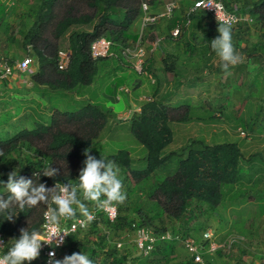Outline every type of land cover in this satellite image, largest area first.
Listing matches in <instances>:
<instances>
[{
	"label": "rangeland",
	"instance_id": "rangeland-1",
	"mask_svg": "<svg viewBox=\"0 0 264 264\" xmlns=\"http://www.w3.org/2000/svg\"><path fill=\"white\" fill-rule=\"evenodd\" d=\"M142 1L146 2L152 11L160 10L170 0ZM253 1L255 0H221L223 5H227L224 7L240 10V19L247 18L242 12ZM173 2L177 6L175 11L180 12V10H185L192 0H173ZM16 4V0H0V55L19 60L26 54V49L20 42L31 27L33 20L31 13L37 8H26L24 12L18 13ZM58 9L57 18L61 16L62 12L61 8ZM72 9L75 14L78 12L92 13V9L83 2L73 5ZM109 13L116 20H120L123 15L122 9L117 6L110 7ZM246 20L249 21L248 18ZM53 21V19H49L41 25L38 39L28 43L30 44L28 45L30 54H32L33 46L38 49L42 48L41 39H45L51 44L55 43L51 35ZM137 21L129 30L131 36L139 33ZM166 21L165 18H162L153 26L147 27V31L155 32L159 41L156 46H148L147 41H143L141 46L144 49V56L145 52L148 53L151 49H155L159 54L164 52L163 50L186 47L178 39L176 44H172V40L164 28ZM243 31H247L246 38L249 42L247 47L249 44L255 43L258 45L257 51H264V37L256 36L260 31L252 21H249L247 29ZM62 38L64 39V37ZM131 40L128 38L126 43ZM185 40H189V38ZM182 41L184 40L182 39ZM57 46L58 49H65V40L59 39ZM44 52L47 53L45 49ZM245 59L244 56L243 60ZM256 61H258L256 67L250 65L253 64L251 61L244 67L240 65L232 68L230 73L220 72L221 70L216 72L205 70L204 73L195 74L162 71L159 83L163 84L164 82L165 85L152 90V85L150 86L149 82L152 80L155 82L153 74L156 76L159 72L160 62L159 58L154 59L149 72L144 70L145 73H137L131 67L130 73L125 74L121 78V82L115 85V89L120 87L117 90L119 103L109 97L113 83H117L116 75L119 74L116 72L117 68L113 57L96 61V72L89 84H76L69 89L55 87L53 79L58 77L53 73H48L43 78L54 87L49 86L47 91L45 90L39 95H32L35 101L33 99L24 116L12 121L10 113L16 114L20 108L13 105V111H10L8 108L10 104L4 105V109L0 108V140L6 139L19 130L32 129L35 123L48 124L54 111L73 112L89 101L107 106L111 110L107 122L97 138L90 144L92 153L98 154V159L103 157L108 160V156L116 150L125 149L129 155L130 167L141 169L145 166V151L129 130L128 119L131 113L137 112L139 105L149 98H154L170 106L188 104V119L186 121L168 122L172 139L161 150V155L169 152L179 153L182 147L195 139L203 140L206 144L236 142L240 146L242 155L237 171V181L220 186L221 199L216 206L208 208L201 204L197 208H193L195 217L184 226H186L190 238L196 240H200V233L205 228L213 231L218 242H222L231 235L236 238L237 234L244 237L242 241L238 239L240 242L237 241L233 247L221 250V254L209 255L213 264H264V52L258 55ZM113 78L114 80H112ZM210 78H213V81ZM135 80L140 82L139 86H133ZM204 80L207 82L204 83ZM106 86L109 88L108 91L105 90ZM60 128L68 131L74 129L70 124L64 122H61ZM35 145L39 148L44 146L41 142H35ZM24 154L25 152L13 153L3 159L0 158V175L9 174L12 171L18 172L22 164H25ZM29 158L32 159L33 156L30 155ZM85 159L86 157L77 163L73 158L55 159L51 166L58 167L62 173L69 170L80 173L84 167ZM178 159L179 156L172 155L146 179L139 180V182L125 176L123 169L118 166L124 191L127 193V200L121 204L120 209L129 219L133 221L139 219L137 210L140 211V215L152 214L150 212L154 209L152 203L159 199V196L157 194L150 196V191L153 190L155 182L173 173ZM45 170L46 168L40 172L44 173ZM54 185L51 183L46 187L52 188ZM78 195L81 197L82 193H78ZM155 226L163 227L167 231L178 232L179 222L167 220L161 216L160 221L153 220L151 225H145V228L150 230ZM101 229L102 227H99V230ZM109 240L115 243L120 254L125 255L126 264L136 262L135 257L139 254V250L135 248L134 243L135 229L126 228L118 231L110 236ZM175 246V260L176 262L181 261L188 254L179 241ZM37 261L39 260L37 259Z\"/></svg>",
	"mask_w": 264,
	"mask_h": 264
},
{
	"label": "trees",
	"instance_id": "trees-1",
	"mask_svg": "<svg viewBox=\"0 0 264 264\" xmlns=\"http://www.w3.org/2000/svg\"><path fill=\"white\" fill-rule=\"evenodd\" d=\"M78 2H83L91 8L92 13L78 12L75 14L72 8ZM141 2L142 0H43L37 10L31 13L34 18L33 24L24 34L22 46L26 49L30 45L28 43L37 40L41 25L49 19L54 20L51 35L55 43L51 44L45 39H41V49L33 46L38 70L31 75V79L37 84L46 83L54 87L48 80L43 78L45 74L53 73L58 77L53 79L55 87L69 89L76 84H89L96 72V61L110 57L109 55L91 58L89 54L90 43L103 37L110 41V51L115 48L120 51L125 46H130L135 42L139 33L131 36L129 30L140 18ZM224 5L227 6L226 4ZM112 6L122 9L123 15L120 20H116L109 13V9ZM56 8L57 10L55 11ZM58 8L62 9L59 18H57ZM185 10L176 12L174 9L170 17H162L167 20L164 28L169 38H176L178 35L181 37L186 27L190 26L191 28V25H195V22L202 20L209 21H205L204 26L200 28L202 33L198 40L200 39L203 43L219 35L218 31L216 32L213 29L218 24L214 22L207 12L197 10L186 16ZM236 13L241 14L240 10H236ZM242 13L258 28L261 37H264V0L253 1ZM186 21L188 22L186 23ZM249 21L243 20L237 26L232 27L234 45L238 38L239 29L246 30ZM176 24L180 26L179 32L177 36L172 37L169 31ZM198 27H200L199 24ZM235 29L236 31H234ZM156 37L154 31H147L146 28L143 30L140 39L141 42L147 41L150 44ZM128 38L132 40L126 43ZM59 39L65 40V49L70 53L67 65L63 70L56 68V52ZM180 41L185 44L186 47L184 48L190 49L193 47L190 40L181 38ZM244 42L246 44L245 48L250 51L258 48L255 43L249 44V47H247L249 42L246 39ZM44 49L47 53L44 52ZM29 52V49L28 51L26 50V54L30 55ZM7 59L10 62L13 61V59ZM254 59L257 60L258 56ZM142 67L146 70L144 64ZM188 108V104L184 103L170 106L154 98L144 100L139 105L138 111L131 113L128 125L136 142L144 148L145 166L141 169L131 168L129 155L125 149H118L108 156L109 161H114L117 166L123 169L125 176L137 182L146 179L172 155L179 156L173 173L155 182L153 190L150 191V196L155 194L159 196V199L154 200L152 203V205L154 204V209L150 211L152 214L140 215V211L137 210L139 219L133 221L122 212L120 204L115 205L116 217L110 222L101 212H96V218L88 223L85 229H78L67 235L61 249V253L64 256L71 255L73 252H80L87 254L94 264H126L125 255L118 252L115 243L109 240L110 236L126 228L136 229L145 227V225L149 226L153 220L158 219L160 221L161 216H163L167 220L179 222L178 232L168 230L170 234L190 237L184 224H187L195 217L193 208H197L201 204L212 208L219 203L221 199L220 186L237 181V171L242 155L238 143L220 142L206 144L203 140L195 139L182 147L179 153L169 152L161 155V150L172 139V132L168 122L186 121L188 119ZM109 114H111L110 108L89 101L73 112L54 111L48 124L35 123L32 129L19 130L6 139L0 140V152L3 153L0 158L3 159L13 153L25 152V164H22L17 173L20 176L32 179L34 184L43 183L45 186L51 183L62 185L66 183L77 184L79 173L72 170L66 173L60 172L55 177L46 176L40 171L51 166L55 159L73 158L76 159V163L83 160L86 157L83 154L84 150L90 148V144L97 138L100 130L107 122ZM61 122L70 124L74 129L72 131L62 130L60 128ZM35 142H41L44 146L39 148L35 145ZM90 154L98 159V154L92 153V150ZM30 155L33 156L32 159L29 158ZM7 179V173L0 175V196H3L4 199H7L10 195L3 183L7 182ZM80 198L89 211L96 207L95 203L90 204L91 201H84L82 196ZM47 203H39L34 207L25 206L23 209L15 206L9 210L14 215L11 221L7 220L6 213H0V233L5 239L2 255L6 254L8 249L14 244L15 239L20 237L21 229H27L29 232H40L41 213ZM77 215L81 216L79 211H77ZM99 227H102V229L99 230ZM150 230L154 234L166 231L165 228L157 226L150 228ZM203 231H201L199 239H201ZM237 236L240 241L244 239L239 234ZM236 242L232 243L231 247ZM176 243L177 240L174 239L157 240L146 255L138 254L135 257L136 262L131 264H198L194 263L189 255L176 262ZM201 244L205 248L206 240L201 241ZM221 250L223 249L218 248L212 254H221ZM212 254L201 252L203 264H213L209 256ZM24 264H42V262L37 261L36 258Z\"/></svg>",
	"mask_w": 264,
	"mask_h": 264
},
{
	"label": "clouds",
	"instance_id": "clouds-1",
	"mask_svg": "<svg viewBox=\"0 0 264 264\" xmlns=\"http://www.w3.org/2000/svg\"><path fill=\"white\" fill-rule=\"evenodd\" d=\"M219 35L212 39L211 49L220 60V67L225 73L243 62L242 55L236 50L233 44L232 21L227 17H217ZM90 148L84 150L86 156L84 167L80 170L78 184H56L52 188L46 187L43 183L34 184L32 179L18 175L17 172L8 174L7 182H3L10 193L7 199L0 196V213H6L7 220H13V213L9 211L15 206L23 209L25 206L34 207L39 203H47L49 198L55 207H50L45 216L48 225H58L61 219H73L77 211L90 223L94 216L88 207L82 202L78 193H82L84 201L95 203L97 208L109 210L115 205L124 204L127 200V193L124 191L123 181L120 176V169L114 161L105 158L97 159L90 154ZM0 155H3L0 152ZM46 176L55 177L60 174L58 167L49 166L43 173ZM84 227L87 224L83 225ZM21 235L15 239L14 244L6 254L0 256V264H24L25 261H32L40 255L42 242L57 247L63 244L67 232H60L51 228L47 238L37 231L29 232L21 229ZM63 233V235H61ZM55 238V239H54ZM3 242L0 241V246ZM50 264H94L87 254L73 252L65 255L63 259H55V252L49 253Z\"/></svg>",
	"mask_w": 264,
	"mask_h": 264
},
{
	"label": "built area",
	"instance_id": "built-area-1",
	"mask_svg": "<svg viewBox=\"0 0 264 264\" xmlns=\"http://www.w3.org/2000/svg\"><path fill=\"white\" fill-rule=\"evenodd\" d=\"M176 3L173 1H168L163 5V8L158 13H152L149 11V6L146 2L142 1L140 3V18H139V34L135 42L130 46H125L120 50V54L132 61L131 67L137 73H145L142 67L143 58H144V49L141 46L140 36L144 29L148 26L155 24L162 17H170L174 9H176ZM197 10H203L207 12L211 18L218 24L217 17H227L232 21V27L236 26L240 19V14L236 13V9L232 8L231 10L224 7L221 0H193L191 4L186 8V16L196 12ZM188 21H186L187 23ZM180 26L176 24L170 31L172 37L177 36ZM159 39L155 38L149 46H156ZM111 43L109 40L100 37L92 41L89 45V54L91 58H99L105 56L113 55L110 51ZM28 51V47L26 48ZM70 53L67 49H58L56 52V68L58 70H63L69 60ZM32 58L25 54L20 60H15L10 62L7 58L0 56V81L7 78L13 71H18L20 73L24 72L26 68L31 64ZM153 81V80H152ZM243 135V133H240ZM56 185V184H55ZM54 185V186H55ZM62 186V184H59ZM50 207H55L49 198L48 203L41 213V224H40V234L47 238V234L51 228H55L60 232H67L68 234L74 232L78 229H85L84 224L88 225L86 218L82 215H76L73 219L64 220L61 219L58 225H48L45 220V216L48 213ZM96 212H101L105 217L111 222L116 217V208L115 206L109 210H103L97 208V206L90 210V213L93 214L94 219L96 218ZM93 219V220H94ZM63 235V233H61ZM67 236L64 237V241ZM55 239V238H54ZM177 240L179 241L186 253L190 256L191 260L194 263L203 264V259L201 252L204 251L208 254H212L218 248L225 250L224 248H230L232 243L236 242L240 238L235 236H228L222 242H218L215 239V235L211 229H205L201 234V239L196 241L190 237H180L176 234L172 235L169 231H164L160 234H154L151 230L145 227H138L135 229V246L139 250V254L146 255L153 246V243L157 240ZM206 240V247L202 246L201 241ZM0 241L3 242V245L0 246V256L2 255V250L4 248L5 239L0 233ZM64 243V242H63ZM62 245L57 247L55 243L52 245L42 242L40 255L37 257L42 264H50L49 253L55 252V259H63L64 255L61 253ZM27 262V261H25Z\"/></svg>",
	"mask_w": 264,
	"mask_h": 264
},
{
	"label": "crops",
	"instance_id": "crops-1",
	"mask_svg": "<svg viewBox=\"0 0 264 264\" xmlns=\"http://www.w3.org/2000/svg\"><path fill=\"white\" fill-rule=\"evenodd\" d=\"M42 1L43 0H19L18 2V0H16L17 4L15 7L18 13H22L24 12L26 8H33V7L37 8ZM35 3L37 4L36 6L34 5ZM161 10L162 8L160 10H152L153 11L152 12L149 7V11L152 13L154 12L158 13ZM33 20H32V24H33ZM243 20H246V19H241L238 23L242 22ZM205 21H209V20H202L200 22L197 21L195 22V25L193 26L191 25V28L190 26L186 27L183 33L182 34L180 33L182 35L181 37L178 35L177 38H170L172 40V44H176V42H178V40H181V38H185V39L190 38L189 40L191 41L193 45L192 48L190 49H187V48L174 49L173 48V49L163 50L164 52H161L159 54H157L155 49L149 50L148 53H146L147 51L145 52L143 64H144V67H146L147 71L152 68V64H153L152 61L154 59L159 58L160 60L159 65H158L159 72H157V75H156L158 78L153 74L155 78V82L154 80L152 82H149L150 86L152 85V90L157 89L159 86H163V84L165 85L164 82L163 84L159 83V78L161 77L162 71L163 72L171 71L174 73L186 72V73H194V74L204 73L205 70L207 72H216L220 70H221L220 72H224L222 68L220 67L219 58L217 57L216 53L211 49L210 42L212 39H214V37L210 38V40H208L207 42H203V43L200 41V39L198 40V38L201 36V33H202L200 28L204 26ZM137 24H139V19L137 21ZM198 24L200 27H198ZM194 26H197V27H194ZM217 27L216 26L213 27L214 31L216 32H217ZM234 31H236V29ZM194 36L196 39L194 38ZM247 36H248L247 31H243V29L240 28L238 31V38L234 46L236 50L242 55V57L245 56L246 59L243 60V62L237 66L241 65L244 67L245 65H247L248 63H251L252 61L253 64H250V65H253V67H256L258 61H256L254 58H256L261 53V51H257V49L255 48L254 50L250 51L248 48H245L246 44L244 40L245 39L247 40L246 38ZM256 36L261 37V34H257ZM20 44L22 45V40ZM31 52L32 54H30L31 56L30 55L29 56L32 58V62L26 68L24 72L20 73L18 71H13L11 75H9L7 78L0 81V108L4 109V105H7V104H10L8 106V108H10V111H13L12 109L13 105H17L20 108L16 114L14 112L10 113V119L12 121L25 115L26 111H28V109L30 108L31 102H33L34 98L32 95H36V94L39 95L43 91L45 90L47 91V89H49L48 84L46 83L37 84L31 79V75L36 73L38 70L37 59L34 56V51L31 50ZM111 53L114 56L111 55L110 57H113L115 67L117 68L116 72H118L119 74L116 75L117 83H113V87L111 90V96L109 97H111L113 100L119 103L118 101L119 97L117 95V90L120 87L118 86L115 89V85L121 82L122 80L121 78H123L125 74L128 75L130 73L132 61L122 56L120 54V51L117 50V48L112 49ZM21 58H19V60ZM14 60L16 59H13V61ZM212 79L213 78H210L211 81H213ZM112 80H114V78ZM203 82L205 83L207 82V80H204ZM139 84L140 82L138 80L133 81V86H139ZM105 90L108 91L109 88L106 86Z\"/></svg>",
	"mask_w": 264,
	"mask_h": 264
}]
</instances>
